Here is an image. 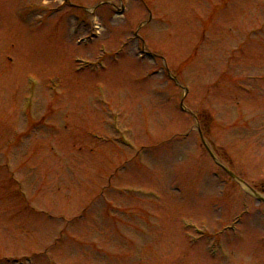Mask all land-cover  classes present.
<instances>
[{"label":"rangeland","instance_id":"rangeland-1","mask_svg":"<svg viewBox=\"0 0 264 264\" xmlns=\"http://www.w3.org/2000/svg\"><path fill=\"white\" fill-rule=\"evenodd\" d=\"M61 1L0 0V264H264V0Z\"/></svg>","mask_w":264,"mask_h":264},{"label":"water","instance_id":"water-1","mask_svg":"<svg viewBox=\"0 0 264 264\" xmlns=\"http://www.w3.org/2000/svg\"><path fill=\"white\" fill-rule=\"evenodd\" d=\"M242 184H244L243 182H242ZM245 185V184H244ZM251 192H253L256 196H259L251 187H249L248 185H245ZM261 198V197H260ZM262 199V198H261ZM262 200H264V199H262Z\"/></svg>","mask_w":264,"mask_h":264}]
</instances>
